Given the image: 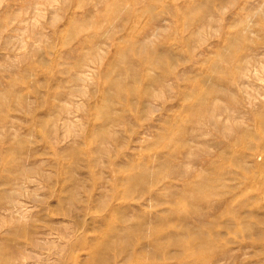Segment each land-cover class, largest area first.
Returning a JSON list of instances; mask_svg holds the SVG:
<instances>
[{
    "label": "rangeland",
    "instance_id": "1",
    "mask_svg": "<svg viewBox=\"0 0 264 264\" xmlns=\"http://www.w3.org/2000/svg\"><path fill=\"white\" fill-rule=\"evenodd\" d=\"M0 264H264V0H0Z\"/></svg>",
    "mask_w": 264,
    "mask_h": 264
},
{
    "label": "bare ground",
    "instance_id": "2",
    "mask_svg": "<svg viewBox=\"0 0 264 264\" xmlns=\"http://www.w3.org/2000/svg\"><path fill=\"white\" fill-rule=\"evenodd\" d=\"M208 189V188H207Z\"/></svg>",
    "mask_w": 264,
    "mask_h": 264
}]
</instances>
